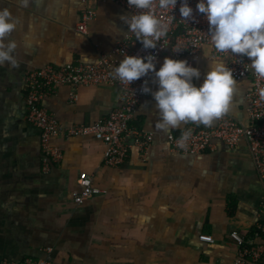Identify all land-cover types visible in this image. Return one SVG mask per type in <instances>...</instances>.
Returning <instances> with one entry per match:
<instances>
[{
  "label": "crops",
  "instance_id": "crops-1",
  "mask_svg": "<svg viewBox=\"0 0 264 264\" xmlns=\"http://www.w3.org/2000/svg\"><path fill=\"white\" fill-rule=\"evenodd\" d=\"M85 7L94 17L82 33L77 24ZM0 8L18 20L7 38L17 43V66L0 65V263L32 258L50 264H234L239 247L231 233L237 232L263 248L253 264H264V233L258 229L264 225V190L246 141L229 147L214 140L212 149L197 155L174 151L166 137L179 135L188 122L157 130L150 93L139 100L130 122L153 135L144 155L132 145L123 163L108 166L100 140L58 135L51 144L62 157L42 168L39 129L25 118L28 71L97 62L124 35V7L105 0H30L26 7L19 0H0ZM115 56L111 69L123 59ZM166 56L171 57L168 47L157 68ZM211 59L204 46L193 61L201 72L193 80L197 86ZM153 79L152 73L150 86L156 90ZM236 81L225 114L246 124L252 82ZM120 93L108 83L64 85L42 105L62 123H91L120 105ZM125 141L131 143V137ZM80 172L91 176L100 192L76 204L72 191L81 188Z\"/></svg>",
  "mask_w": 264,
  "mask_h": 264
},
{
  "label": "built area",
  "instance_id": "built-area-1",
  "mask_svg": "<svg viewBox=\"0 0 264 264\" xmlns=\"http://www.w3.org/2000/svg\"><path fill=\"white\" fill-rule=\"evenodd\" d=\"M114 2L126 10V16H131L137 11L135 7L128 5L127 0H105ZM155 14L168 23L167 34L157 42V48L145 50L142 44L136 40L135 34L128 30L122 20L125 32L110 53L102 54L95 63L69 62L61 67L47 65L28 71L25 83L24 103L26 107L25 118L31 125L37 127L40 132V146L42 154V168L48 170L51 165L58 162L61 151L51 144L52 137L61 135L65 137L92 136L103 142L104 163L108 166H117L126 159L128 149L134 145L144 155L153 140L151 132H146L131 125L139 100L149 93L142 92V83L147 80L150 86L149 73L145 77L132 81L130 84L120 81L112 74V66L117 62L115 55H145L152 53L158 58L165 48H169L173 59H187L189 64L200 57L201 50L208 46L209 56L223 60L227 67L233 70L236 80L250 78L251 89L246 93L245 112L247 123L240 122L237 118L224 114L215 119L211 126H205L197 122L189 121L182 130L191 129L192 135L187 141V146L180 148L177 139L181 136L169 133L167 143L169 147L184 154H201L212 149L213 141L218 140L229 147H234L241 139L247 143L250 156L257 175L264 190V98L260 90L264 88V78L258 77L250 67L247 57H237L230 52H218L211 45L208 34L209 24L206 17L195 10L197 0H188L194 9L195 20L186 22L179 13V0L175 8L161 9L158 0H153ZM169 15L174 19L168 21ZM94 17V10L85 7L77 24V30L85 33L88 22ZM180 49V50H177ZM108 83L116 85L121 90L120 105L113 109L106 117L91 123L66 124L58 121L48 113L42 105L43 99L51 94L57 87L68 85L72 88ZM151 87V86H150ZM131 137V143L125 141ZM80 189L72 191V199L76 204H81L86 198L100 192V189L92 185V178L86 172H80L78 177ZM264 233V225L258 226ZM231 237L239 247L234 264H253L261 256L263 248L260 245H252L246 238L237 232H232ZM204 241H212L210 235H200ZM46 250H50L47 248ZM0 264H50L43 259L25 258L21 263L3 260Z\"/></svg>",
  "mask_w": 264,
  "mask_h": 264
},
{
  "label": "clouds",
  "instance_id": "clouds-1",
  "mask_svg": "<svg viewBox=\"0 0 264 264\" xmlns=\"http://www.w3.org/2000/svg\"><path fill=\"white\" fill-rule=\"evenodd\" d=\"M19 2L26 7L30 0ZM177 2L158 0V7L170 12ZM127 3L141 10L121 17L128 30L135 34L145 50L157 48V42L167 34L168 23L155 14L153 0H127ZM179 3L183 20H195L194 9L188 0H179ZM195 10L207 19L212 47L218 52L247 57L255 74L264 78V0H197ZM172 19L174 16L169 15L168 21ZM17 24L18 20L8 8H0V65L8 62L13 67L17 66L14 56L17 43L14 39H7ZM157 62L152 53L125 55L112 69L113 76L127 84L149 73L154 74L152 82L157 84V89L153 90L145 80L141 90L150 93L156 102L159 119L154 127L157 130L168 132L189 121L211 126L215 119L229 111L237 81L233 70L222 60L212 57L209 70L199 86L193 80L199 79L201 72L187 59L166 56L159 68ZM260 95L264 98V88ZM191 135V129L184 130L177 139V145L186 147Z\"/></svg>",
  "mask_w": 264,
  "mask_h": 264
}]
</instances>
